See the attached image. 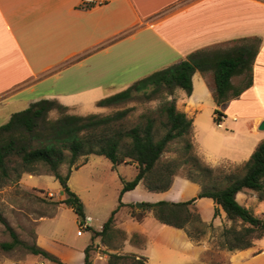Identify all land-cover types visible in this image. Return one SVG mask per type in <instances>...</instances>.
I'll return each mask as SVG.
<instances>
[{"label":"crops","instance_id":"1","mask_svg":"<svg viewBox=\"0 0 264 264\" xmlns=\"http://www.w3.org/2000/svg\"><path fill=\"white\" fill-rule=\"evenodd\" d=\"M237 41L253 43L256 48L249 69L238 74L250 75V84L240 94L217 106L211 72L196 71L191 93L177 89L174 97L177 109L192 119L193 144L207 164H244L264 138V130L259 129L264 120V0H0V125L12 113L40 99H56L71 113L78 110L80 101L97 106L99 99L178 62L194 50ZM195 77L200 78L201 87ZM210 100L214 106L207 107L220 112V128L214 124V112L208 120L202 117ZM79 167L70 171L67 183ZM64 197L60 190L58 200ZM235 198L264 219V200L257 199L255 191L243 189ZM200 199L208 204V223H229L221 209L213 217L215 204L210 198ZM62 211L72 209L59 204L51 216L38 221L34 243L61 264H84V248L93 245L91 264L97 258L107 264V256L99 254L101 247H107L99 237L92 238L91 231L80 235L75 232L77 241L71 243L56 236ZM146 217L136 222L130 213L129 220L117 227L114 221V227L123 230L126 239L123 251L120 246L109 251L146 256V239L145 245L130 240L133 232L145 237L138 225ZM90 219L88 226L100 230L102 225L94 228ZM74 222L78 223L75 214ZM131 222L137 225L135 230ZM49 226L54 230L49 231ZM171 236L191 246L183 230L173 228ZM197 250L194 257L199 258ZM92 252L97 254L92 256ZM237 253H244L250 264H264V237L249 248L234 250L229 263ZM35 257L38 262L5 260L0 264H59L40 255Z\"/></svg>","mask_w":264,"mask_h":264},{"label":"trees","instance_id":"2","mask_svg":"<svg viewBox=\"0 0 264 264\" xmlns=\"http://www.w3.org/2000/svg\"><path fill=\"white\" fill-rule=\"evenodd\" d=\"M256 48L253 43L243 42L228 49L217 46L194 50L185 58L136 80L127 88L97 101V106L105 107L124 102L134 93L141 92L149 97L161 90L167 95L175 88L183 89L187 95L192 90V75L198 72H211L214 87L213 101L218 106L229 97L237 96L250 84V75L243 86L234 88L231 78L249 69ZM56 110L61 115L48 119L47 114ZM68 108L56 99H40L32 102L23 110L14 112L0 125V186L9 177V164L12 155L18 157L14 165L15 175L20 172L31 173L36 166L46 167L60 183L65 197L52 204H63L72 209L78 221L85 218L83 203L79 196L67 185L70 171L81 164L73 166L79 157L91 154L106 157L113 165L125 163L134 165L137 173L131 181H123L120 195L132 190L142 182L148 191H167L177 168L189 164L187 179L199 186L195 196L184 201L143 202L138 211H131V218L140 222L149 211L162 224L183 230L186 238L198 242L213 228L206 223L192 208L199 198H210L214 206L213 217L219 209L225 213L230 222L220 233L216 242L219 249L227 251L242 250L253 246L254 241L264 237V219L251 209L240 204L235 195L243 189L257 193L259 200H264V138L257 144L248 160L242 165V174L233 176L211 168L200 161L193 151L192 119L176 107L175 98L166 99L159 107L157 116H147L142 123L125 127L122 121L129 108L114 111L108 115L91 113L87 115L66 113ZM214 121H219L220 112L214 109ZM182 139L184 145L177 157L161 161L168 143ZM62 164L68 165L65 175L58 172ZM17 167L20 168L18 172ZM3 180V181H2ZM121 204V203H120ZM113 210L100 230L87 226L92 238L107 249V264H147V257L134 253H118L109 249H118L114 241L119 235L121 241L126 239L123 230L114 227ZM11 236L10 241L0 242V248L9 251L21 246L30 254L40 255L52 262L60 261L35 243L25 244L18 239L14 231L0 217ZM138 238L133 233L130 240ZM122 244V243H121ZM93 245L84 248V264H91L90 251ZM257 252V251H256Z\"/></svg>","mask_w":264,"mask_h":264},{"label":"rangeland","instance_id":"3","mask_svg":"<svg viewBox=\"0 0 264 264\" xmlns=\"http://www.w3.org/2000/svg\"><path fill=\"white\" fill-rule=\"evenodd\" d=\"M239 44L242 43L239 41L228 42L216 46L217 48L228 49ZM246 76L235 75L233 77V87L238 88L244 85ZM195 81L199 83L198 87L202 86L200 78L195 77ZM177 89H173L171 95H167L164 90L149 97L143 95L141 92L134 93L132 98L124 102L102 107L100 110L92 102L80 101L76 107V110L78 109L77 111L71 113L67 110L66 113L78 115L96 113L103 116L112 114L116 110L129 108L127 115L123 117L122 121L125 127H131L142 123L147 116L155 118L161 104L166 99L175 98L174 94ZM65 102L68 101L65 100ZM59 103L63 104L62 102ZM208 105L212 107L214 104L210 100L204 106L202 117L206 120L210 119L209 116L213 112L211 108L207 107ZM60 115L56 110H52L47 114V118L55 119ZM214 124H216L215 121ZM183 145L184 142L182 139L170 141L167 150L160 158L161 161L179 156ZM193 151L204 164L211 168L219 169L221 175L222 173H231L233 176L242 174L243 164L235 165L223 162L219 166L212 167L196 152L195 146H193ZM86 158L84 163H82L84 160L83 157L77 159L73 166L82 164L73 172L67 184L81 199L84 213L92 218L90 226L94 228H99L115 209L114 221L116 222L114 223L117 227V225L122 224L125 220H129L132 210L134 212H140V210L138 211L140 207H137L138 204L143 202H156L154 199H158L157 201L159 199L166 201H184L195 196L200 189L197 184L187 180L188 169L190 167L188 163H185L177 168L172 178V183L174 184H171V189L167 191L149 192L144 185L142 186L143 183L141 182L142 184L138 183L139 185L137 184L135 188L125 191L120 195L123 181H131L136 175L137 169L135 166L125 163L113 165L106 157L96 154L88 155ZM11 160L13 162L8 165L10 168L9 177L0 186V217L14 231L20 241L30 245L34 243V233L38 221L42 217L51 216L56 209L57 205L52 203L58 200L57 197L62 188L59 181L51 175V172L46 167L39 165L31 173L20 172V168L17 167L18 172H20V177L17 178L13 167L14 165L15 167L17 166L18 157L12 155ZM57 170L61 175H65L68 170V165L62 164ZM48 192L52 193L49 195L47 194ZM196 201H198V204L195 202L192 208L200 215L203 221L206 223L210 222L208 204L201 199ZM74 214L72 211H62L59 216L60 225L55 232L59 239H64L70 243L77 241L75 239V232L78 228V223L76 224L74 222ZM144 214L147 217L138 225V230H141L140 232H143L145 237L132 231L138 235V238H134L131 241H138L141 245H145L146 239L144 252L146 257L149 258L150 264H179L181 260L187 261L186 264H250V262H246L247 258H244V253H237L236 256L230 259L229 263V257L233 251L219 249L215 245L220 240V233L224 228L230 226V222H222L220 224H213L211 222L213 228L200 241L195 242L185 238L191 244V246H186L185 242H182L180 238L171 236L173 231L172 227L157 221L149 211H145ZM131 223V229L135 230L137 225L134 222ZM48 230L52 231L54 229L49 226ZM87 236L85 235L83 239ZM10 240L11 236L8 229L0 221V242ZM114 243L118 244L117 248L120 246V251L124 250V244L119 235L116 237ZM97 246L98 244L94 246V251H96ZM197 249L200 250L199 258L194 257L196 252H198ZM104 251L105 248L101 247L99 250L100 256L103 255ZM95 254L97 253L92 252V256H95ZM5 260L30 263L37 261V258L25 248L17 246L9 251H4L0 248V263ZM95 264L105 263L101 258H97Z\"/></svg>","mask_w":264,"mask_h":264},{"label":"built area","instance_id":"4","mask_svg":"<svg viewBox=\"0 0 264 264\" xmlns=\"http://www.w3.org/2000/svg\"><path fill=\"white\" fill-rule=\"evenodd\" d=\"M218 119H219V121L216 122V126L220 128V127H222V125H221V117L218 116ZM90 220H91L90 217H85L83 221L78 222V224H77L78 228L76 230V234L77 235H80L81 233H83L84 229H86V227L88 226V222Z\"/></svg>","mask_w":264,"mask_h":264},{"label":"water","instance_id":"5","mask_svg":"<svg viewBox=\"0 0 264 264\" xmlns=\"http://www.w3.org/2000/svg\"><path fill=\"white\" fill-rule=\"evenodd\" d=\"M259 129L260 130H264V120L261 121V123L259 124ZM143 203L138 204L137 207L141 206Z\"/></svg>","mask_w":264,"mask_h":264}]
</instances>
